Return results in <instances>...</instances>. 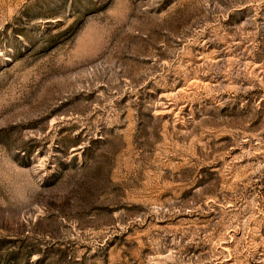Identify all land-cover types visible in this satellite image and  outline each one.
Listing matches in <instances>:
<instances>
[{"label":"rangeland","instance_id":"rangeland-1","mask_svg":"<svg viewBox=\"0 0 264 264\" xmlns=\"http://www.w3.org/2000/svg\"><path fill=\"white\" fill-rule=\"evenodd\" d=\"M0 264H264V0H0Z\"/></svg>","mask_w":264,"mask_h":264}]
</instances>
